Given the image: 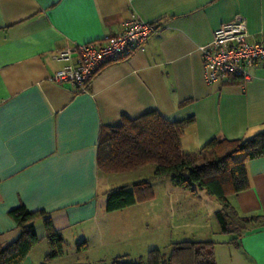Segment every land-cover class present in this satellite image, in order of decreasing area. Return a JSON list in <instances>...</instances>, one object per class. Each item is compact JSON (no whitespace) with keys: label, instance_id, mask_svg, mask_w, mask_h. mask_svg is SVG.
Returning a JSON list of instances; mask_svg holds the SVG:
<instances>
[{"label":"crops","instance_id":"crops-1","mask_svg":"<svg viewBox=\"0 0 264 264\" xmlns=\"http://www.w3.org/2000/svg\"><path fill=\"white\" fill-rule=\"evenodd\" d=\"M132 15L159 24L144 50L104 65L84 89L50 80L63 64L55 53L115 35ZM236 18L245 19L250 41L264 42V0H0V244L20 233L12 208L44 212L34 223L40 239L20 264H98L155 246L128 210L136 204L105 209L118 174L97 167L103 127L152 110L168 120L192 118L183 152H197L213 137L249 138L264 129V67H252L245 81L203 77L199 46ZM246 173L249 186L230 201L240 214L263 220L236 242L224 233L216 264H264V155L248 160ZM156 181L175 193L197 192ZM44 218L63 242L49 260ZM81 241L87 247L77 251Z\"/></svg>","mask_w":264,"mask_h":264},{"label":"trees","instance_id":"trees-1","mask_svg":"<svg viewBox=\"0 0 264 264\" xmlns=\"http://www.w3.org/2000/svg\"><path fill=\"white\" fill-rule=\"evenodd\" d=\"M192 122V118L168 120L152 110L133 118L124 116L120 124L103 127L97 145L99 171L120 174L154 165L152 177L107 190L105 209L119 210L149 200L153 180L168 178L191 192L198 188L215 196L220 204L215 213L219 230L233 235L229 242H236L247 229L263 220L261 215L240 214L230 196L249 186L246 163L264 155V129L249 138L213 137L197 152H183L181 137ZM43 214L23 204L9 211L20 233L15 240L0 244V264H20L25 259L38 241L34 223ZM43 220L49 245L45 260H49L62 253L63 242L50 219ZM215 244L212 240H182L173 242L168 252L151 248L146 262L118 256L110 264H216ZM86 247L85 241L76 244L77 251H84Z\"/></svg>","mask_w":264,"mask_h":264},{"label":"built area","instance_id":"built-area-1","mask_svg":"<svg viewBox=\"0 0 264 264\" xmlns=\"http://www.w3.org/2000/svg\"><path fill=\"white\" fill-rule=\"evenodd\" d=\"M159 24L132 15L115 35L64 48L53 55L63 62L50 77L61 84L70 82L84 89L95 74L106 64L123 59L135 51H142ZM206 83L237 77L242 81L251 77L254 66L264 67V42H252L243 18L223 22L213 30L212 40L199 46Z\"/></svg>","mask_w":264,"mask_h":264},{"label":"rangeland","instance_id":"rangeland-1","mask_svg":"<svg viewBox=\"0 0 264 264\" xmlns=\"http://www.w3.org/2000/svg\"><path fill=\"white\" fill-rule=\"evenodd\" d=\"M141 170L136 173H120L116 177H112L111 186L115 188L142 178L152 177L154 165L147 164ZM163 182L153 180L152 197L149 199L151 201L135 203L136 205L128 209L133 210L137 224L143 227L145 231L143 237L157 240L155 246L151 248L168 252L173 242L212 240L217 243L227 235L219 230L215 213L220 208V204L215 196L198 188L196 194L185 192L182 189H178L180 191L175 193L170 189L167 190ZM37 236L39 241V234ZM67 248L69 246L65 244L64 250L68 251ZM150 249H147L142 255L126 257V260L146 262L147 251ZM115 258L99 262L110 264Z\"/></svg>","mask_w":264,"mask_h":264}]
</instances>
